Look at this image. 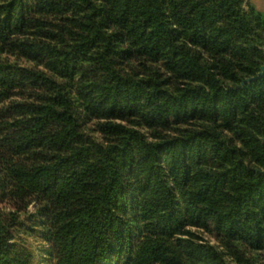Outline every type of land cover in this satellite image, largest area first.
<instances>
[{"label": "trees", "instance_id": "1", "mask_svg": "<svg viewBox=\"0 0 264 264\" xmlns=\"http://www.w3.org/2000/svg\"><path fill=\"white\" fill-rule=\"evenodd\" d=\"M263 66L251 0H0V264H264Z\"/></svg>", "mask_w": 264, "mask_h": 264}, {"label": "rangeland", "instance_id": "2", "mask_svg": "<svg viewBox=\"0 0 264 264\" xmlns=\"http://www.w3.org/2000/svg\"><path fill=\"white\" fill-rule=\"evenodd\" d=\"M251 1L254 2L258 8L264 9V7H262L264 0H251ZM2 206L4 205L2 204L1 207ZM34 208L35 205L32 204L29 209L33 211ZM20 219L26 221L25 215L23 214L22 216H20ZM198 232L204 237L205 240L211 241V243L216 242L214 237L211 236L210 234L202 231H198ZM18 235L21 237V240L24 242L25 246L31 248L36 253L37 264H51L47 252V248L49 247V242L44 237H42L41 233H35L31 235V234H26L24 232H18Z\"/></svg>", "mask_w": 264, "mask_h": 264}, {"label": "water", "instance_id": "3", "mask_svg": "<svg viewBox=\"0 0 264 264\" xmlns=\"http://www.w3.org/2000/svg\"><path fill=\"white\" fill-rule=\"evenodd\" d=\"M247 1H249V0H247ZM262 7H264V1H263ZM260 10L264 11V9H260ZM262 75H264V66L262 67V71L259 73V76H262Z\"/></svg>", "mask_w": 264, "mask_h": 264}]
</instances>
